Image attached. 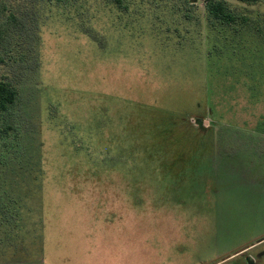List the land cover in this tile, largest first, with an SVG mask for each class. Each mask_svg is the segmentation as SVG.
<instances>
[{"label":"rangeland","instance_id":"1","mask_svg":"<svg viewBox=\"0 0 264 264\" xmlns=\"http://www.w3.org/2000/svg\"><path fill=\"white\" fill-rule=\"evenodd\" d=\"M225 1L249 22L200 0H0L25 21L0 81L26 148L0 264H264V0Z\"/></svg>","mask_w":264,"mask_h":264},{"label":"trees","instance_id":"2","mask_svg":"<svg viewBox=\"0 0 264 264\" xmlns=\"http://www.w3.org/2000/svg\"><path fill=\"white\" fill-rule=\"evenodd\" d=\"M64 1V0H58ZM120 4L122 0H111ZM204 3L208 17L211 21L221 25L232 26L237 24L246 25L249 20L235 12L225 0H200ZM245 4H256L261 0H237ZM193 3L198 0H192ZM122 4V3H121ZM0 17L6 18L0 24V64L6 63L3 47L7 43L11 32H8L12 23H23L15 15H6L5 6L0 5ZM25 121L22 98L18 88L7 81H0V226L8 225L16 227L19 223L20 205L17 204L9 193L6 192L7 178L11 171H15L18 163L26 156V148L23 147L22 125ZM13 205V207H12Z\"/></svg>","mask_w":264,"mask_h":264}]
</instances>
